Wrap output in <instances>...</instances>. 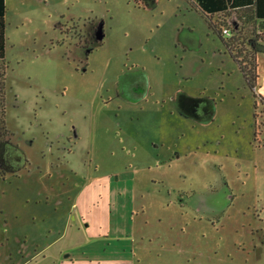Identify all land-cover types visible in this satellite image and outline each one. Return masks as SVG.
<instances>
[{
    "label": "rangeland",
    "instance_id": "rangeland-1",
    "mask_svg": "<svg viewBox=\"0 0 264 264\" xmlns=\"http://www.w3.org/2000/svg\"><path fill=\"white\" fill-rule=\"evenodd\" d=\"M6 5L0 264H264V41L253 91L187 0Z\"/></svg>",
    "mask_w": 264,
    "mask_h": 264
},
{
    "label": "trees",
    "instance_id": "trees-1",
    "mask_svg": "<svg viewBox=\"0 0 264 264\" xmlns=\"http://www.w3.org/2000/svg\"><path fill=\"white\" fill-rule=\"evenodd\" d=\"M191 3L192 8L203 16L210 26L211 30L220 38L229 54L238 63L242 74L250 88L255 91L257 87L258 76L255 72L257 46L259 42L264 41V0H187ZM6 0H0V180H4L7 172L2 158L3 147L9 139V130L7 127V90H6V74L8 65L6 63ZM235 14L236 22L234 25H228L224 22H214L213 17L230 16ZM252 25L259 35L253 40L252 51L249 56L246 54L241 59L240 54L235 53L236 44L242 37L241 30L244 26ZM240 26V28H239ZM262 29V30H261ZM228 30L229 34L224 31ZM228 37L225 39L224 37ZM244 40V39H243ZM239 55V56H238ZM241 59V61H240ZM264 105V99L261 98ZM264 146V134H263Z\"/></svg>",
    "mask_w": 264,
    "mask_h": 264
},
{
    "label": "built area",
    "instance_id": "built-area-1",
    "mask_svg": "<svg viewBox=\"0 0 264 264\" xmlns=\"http://www.w3.org/2000/svg\"><path fill=\"white\" fill-rule=\"evenodd\" d=\"M224 33H225V34H229V31H228V30H225Z\"/></svg>",
    "mask_w": 264,
    "mask_h": 264
},
{
    "label": "flooded vegetation",
    "instance_id": "flooded-vegetation-1",
    "mask_svg": "<svg viewBox=\"0 0 264 264\" xmlns=\"http://www.w3.org/2000/svg\"><path fill=\"white\" fill-rule=\"evenodd\" d=\"M85 51H87L86 49H85ZM88 56V52H87V54H86V57Z\"/></svg>",
    "mask_w": 264,
    "mask_h": 264
},
{
    "label": "crops",
    "instance_id": "crops-1",
    "mask_svg": "<svg viewBox=\"0 0 264 264\" xmlns=\"http://www.w3.org/2000/svg\"><path fill=\"white\" fill-rule=\"evenodd\" d=\"M6 3H7V0H6ZM7 6V5H6Z\"/></svg>",
    "mask_w": 264,
    "mask_h": 264
}]
</instances>
